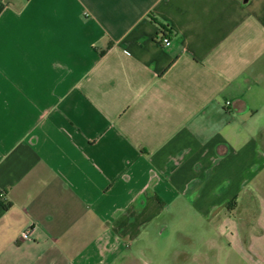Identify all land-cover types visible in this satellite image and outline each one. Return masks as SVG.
Returning <instances> with one entry per match:
<instances>
[{"label": "crops", "instance_id": "crops-1", "mask_svg": "<svg viewBox=\"0 0 264 264\" xmlns=\"http://www.w3.org/2000/svg\"><path fill=\"white\" fill-rule=\"evenodd\" d=\"M0 264H264V0H0Z\"/></svg>", "mask_w": 264, "mask_h": 264}, {"label": "built area", "instance_id": "built-area-1", "mask_svg": "<svg viewBox=\"0 0 264 264\" xmlns=\"http://www.w3.org/2000/svg\"><path fill=\"white\" fill-rule=\"evenodd\" d=\"M161 43L164 45V46H169L170 45V41L168 38H165V37H162L161 38ZM30 232H31V225L27 226L21 233L20 235V239L21 240H26V239H29V236H30Z\"/></svg>", "mask_w": 264, "mask_h": 264}, {"label": "rangeland", "instance_id": "rangeland-1", "mask_svg": "<svg viewBox=\"0 0 264 264\" xmlns=\"http://www.w3.org/2000/svg\"><path fill=\"white\" fill-rule=\"evenodd\" d=\"M170 232V234H169V238H177L178 237V232L177 231H175V230H170L169 231ZM183 234H186V233H188V234H193L194 233V231H191V230H185V231H183L182 232ZM199 237H203L204 239H208L209 237H210V235H208L206 232L204 233V235H200ZM217 239H218V236H217Z\"/></svg>", "mask_w": 264, "mask_h": 264}, {"label": "trees", "instance_id": "trees-1", "mask_svg": "<svg viewBox=\"0 0 264 264\" xmlns=\"http://www.w3.org/2000/svg\"><path fill=\"white\" fill-rule=\"evenodd\" d=\"M167 33H169V32H167ZM167 33H165V34H167ZM164 34V33H163ZM164 37V36H163ZM3 207L5 208V209H7L8 207H9V205H3Z\"/></svg>", "mask_w": 264, "mask_h": 264}]
</instances>
